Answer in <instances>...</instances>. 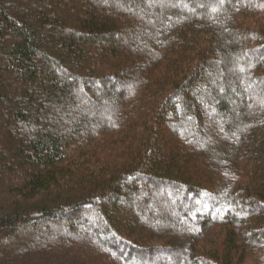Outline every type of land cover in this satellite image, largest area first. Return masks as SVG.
Listing matches in <instances>:
<instances>
[{
  "label": "trees",
  "instance_id": "trees-1",
  "mask_svg": "<svg viewBox=\"0 0 264 264\" xmlns=\"http://www.w3.org/2000/svg\"><path fill=\"white\" fill-rule=\"evenodd\" d=\"M148 1L0 0V264H264V0Z\"/></svg>",
  "mask_w": 264,
  "mask_h": 264
},
{
  "label": "rangeland",
  "instance_id": "rangeland-1",
  "mask_svg": "<svg viewBox=\"0 0 264 264\" xmlns=\"http://www.w3.org/2000/svg\"><path fill=\"white\" fill-rule=\"evenodd\" d=\"M173 1V2H172ZM149 0L146 4L147 6H152L154 7V9L156 11H159L161 9H163V7L165 6H170L173 4L174 7H176V9H178L179 11L181 10H184L186 11L188 9V5L187 3L184 1V0ZM170 2V3H169ZM207 3L205 4L202 0H196V5L198 7H203L202 5H206L208 8H214L215 7V4H217L218 0H208L206 1ZM178 11V12H179ZM262 83L258 84V86H260ZM102 94H100L99 92H94L93 95L91 96L92 98H95L97 101H99L100 103H105L106 101H103L102 100ZM91 98V99H92ZM83 105H87V106H90V102L89 101H84ZM142 186H145L144 184ZM144 188H147V186H145ZM150 189V188H148ZM151 197L155 200V202L157 204H159L158 206L159 207H156L154 206L153 204H149V208H150V211H148V209H144V210H141L140 207H137L136 206V209H134L135 211V214H136V217L139 219V218H142V219H146V218H149L150 217V212H154V211H159L160 210H167V209H170L171 210V215L173 216V218L177 215V212L179 211V208L175 205V203L169 199L168 202H164V196H168L166 194L165 191H158V192H153L151 193ZM159 202V203H158ZM104 204H106L104 201H103ZM204 206V205H203ZM159 208V209H158ZM158 209V210H157ZM167 214V213H166ZM182 221L184 222H187L186 219H182ZM93 221H88V226L90 227V229L88 228V232L91 234L92 233V229H94L96 226L92 223ZM161 222V221H160ZM69 224H70V219L69 218H65V219H62L59 223H52V221H48V222H45L44 224H41V226L39 227V231L43 232V233H46V228H52V229H61L63 231V234L62 236L60 237H57V236H54V235H50L49 237L54 239V240H57V241H60V240H63V241H71L72 238H74V234H70L69 232ZM153 225L158 227L157 223L156 222H153ZM86 230V229H85ZM77 233L81 234L82 231H84L83 228L81 227H78V229L76 230ZM72 233V231H71ZM76 233V232H74ZM71 239V240H70ZM75 240V238H74ZM99 240L102 241L103 238L101 236H99ZM38 243V242H37ZM32 245V244H30ZM135 261L134 259H130V262H133ZM154 262H156V260H154ZM135 263H138L137 261H135ZM141 264H148L146 262H140Z\"/></svg>",
  "mask_w": 264,
  "mask_h": 264
}]
</instances>
